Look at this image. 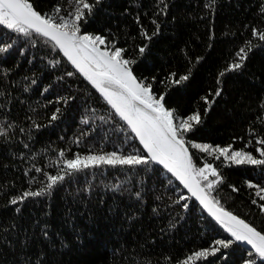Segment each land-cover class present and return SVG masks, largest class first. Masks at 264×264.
<instances>
[{"label":"trees","instance_id":"obj_1","mask_svg":"<svg viewBox=\"0 0 264 264\" xmlns=\"http://www.w3.org/2000/svg\"><path fill=\"white\" fill-rule=\"evenodd\" d=\"M30 2L42 14L73 18L68 13L75 0ZM165 3L162 12L160 0H101L80 22L81 34L100 35L107 46L125 49L133 75L150 85L155 97H164L174 122L201 114L202 122L183 138L196 165L212 163L223 178L210 195L264 234V200L256 196L264 187V165H235L190 147L231 145L261 158L255 150L264 139V41L253 29L264 31V0ZM249 42L252 51L243 66L227 71ZM9 43L12 47L0 53V128L7 130L0 136V264H183L194 252L216 246V240L232 243L190 264H244L250 258L254 249L234 240L154 162L103 165L70 176L62 172L63 160L76 154L147 153L52 41L0 26V45ZM183 75L189 79L173 83ZM44 173L65 179L49 190ZM41 189L39 197L10 203L24 191ZM254 258L264 264V258Z\"/></svg>","mask_w":264,"mask_h":264},{"label":"snow or ice","instance_id":"obj_2","mask_svg":"<svg viewBox=\"0 0 264 264\" xmlns=\"http://www.w3.org/2000/svg\"><path fill=\"white\" fill-rule=\"evenodd\" d=\"M100 3L101 0H93V2L75 0L74 12L68 13V16L73 17L70 20L67 16L57 18L42 14L34 8L30 0H0V26L25 37H30L35 33L52 41L75 70L102 95L115 114L126 122L147 153V155L121 154L112 151L83 156L76 154L73 158L63 160L64 167L61 171L66 170L67 175L70 176L75 172L103 165L134 167L148 165L150 162L162 165L183 184L234 240L246 242L254 249V253L249 252L250 258L245 260L244 264H256L254 257L264 258V234L244 219L227 211L220 205L219 200L210 195V191L214 190L223 178L212 163H205L202 167H198L183 138L184 134L194 130V125H199L202 122L201 114L194 112L181 122H174V112L166 109L162 103L164 97H155L151 86L139 82L133 75L129 67L131 62L124 58L125 49L115 47V45L107 46L106 39L100 35L81 34L80 22L86 18V14L91 15ZM212 3L214 4L215 0H212ZM160 4L163 5L161 11L166 12L168 5L165 0H160ZM211 6L205 5V7ZM55 11L59 13L60 8L57 7ZM158 32L159 25L153 35ZM143 35L147 39H151L146 31L143 32ZM253 36L264 41V31L253 29ZM101 45H105V47L102 48ZM11 47V43L0 45V53L7 52ZM145 48L146 46L140 47L139 52L143 54ZM251 51L250 42L247 51L243 47L240 48L237 53L238 62L229 65L227 71L241 68L242 62L247 59ZM66 75L72 76L73 73L67 72ZM188 79L187 75H183L179 79H175L173 83L178 85L181 81ZM32 82L35 83V81ZM220 95L221 90L217 89L215 96ZM202 99L206 105L210 104L208 97ZM207 111L208 108H205V114ZM51 119L55 120L57 116L53 114ZM84 122L87 123V121ZM6 134L7 130L0 128V136ZM257 143L261 147L255 151L261 158H257L248 151L234 150L231 145L213 147L210 144L191 143L190 147L199 149L203 153L211 151L216 159L223 157L225 161H230L235 165H264V139ZM24 147L27 148L28 145L25 144ZM64 155V152H60L61 157ZM35 171L41 172V169L36 168ZM44 174L50 181L46 186L49 190L65 179V175ZM209 176L215 179L210 180ZM202 182L206 183L202 186ZM248 186L256 187L251 183ZM44 191V189L24 191L21 195L11 199L10 203L16 205L29 197H39L44 194ZM233 191H238V189L233 188ZM261 193H264V187H259L256 192V196L264 200V195ZM252 202L253 204L257 203L256 200ZM184 207L187 208L188 205L185 204ZM260 209L264 211V204L260 205ZM16 210L19 212V208ZM44 235L47 236V232ZM231 243V240L227 242L216 240L214 242L216 246L194 252L183 261V264L207 258L210 254L214 256L221 251V247L227 249Z\"/></svg>","mask_w":264,"mask_h":264},{"label":"water","instance_id":"obj_3","mask_svg":"<svg viewBox=\"0 0 264 264\" xmlns=\"http://www.w3.org/2000/svg\"><path fill=\"white\" fill-rule=\"evenodd\" d=\"M99 93V92H98ZM100 94V93H99ZM101 95V94H100ZM102 96V95H101ZM159 166H161L162 168H163V166L162 165H159ZM164 169V168H163ZM165 171H167L166 169H164ZM168 172V171H167ZM169 173V172H168ZM170 175H172L171 173H169ZM173 176V175H172ZM177 181H178V183L184 188V190H186L187 192H188V194H190L191 196H192V194L183 186V184L175 177V176H173ZM199 204H200V202L194 197V196H192ZM201 205V204H200ZM202 207H203V205H201ZM204 208V207H203ZM204 210L208 213V211L204 208ZM209 214V213H208ZM211 216V215H210ZM212 217V216H211ZM213 218V217H212ZM214 220H215V218H213ZM218 222V221H217Z\"/></svg>","mask_w":264,"mask_h":264},{"label":"rangeland","instance_id":"obj_4","mask_svg":"<svg viewBox=\"0 0 264 264\" xmlns=\"http://www.w3.org/2000/svg\"><path fill=\"white\" fill-rule=\"evenodd\" d=\"M167 109V108H166Z\"/></svg>","mask_w":264,"mask_h":264}]
</instances>
